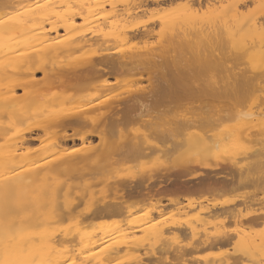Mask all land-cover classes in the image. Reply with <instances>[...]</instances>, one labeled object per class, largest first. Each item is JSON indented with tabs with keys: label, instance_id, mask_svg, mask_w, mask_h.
Returning a JSON list of instances; mask_svg holds the SVG:
<instances>
[{
	"label": "bare ground",
	"instance_id": "bare-ground-1",
	"mask_svg": "<svg viewBox=\"0 0 264 264\" xmlns=\"http://www.w3.org/2000/svg\"><path fill=\"white\" fill-rule=\"evenodd\" d=\"M213 1L215 2L207 0L203 3L201 0H184V2L179 0L180 6L177 2L178 7L173 4V8L168 1L166 6H170L172 9L168 8L169 10H167L166 7L164 8V4L161 7L162 10L159 7L163 3L162 0H0V264H107L113 259L114 261L110 263L117 264L116 261L121 263L120 261L123 260L119 258L120 256L116 258L120 260H116L114 257L122 250L124 251V247H127V251L133 248L131 251L135 252L130 253L129 250L132 257L140 258L147 255V259H145L146 256L141 258L142 262L152 260L144 264H154V258L157 259L160 255L164 256L165 253L168 260L170 258L172 263L176 262L175 264H242L241 260H245L246 264H264V109L262 108L264 96L257 93V91L264 93V0H250V11L244 8L249 4L247 0ZM176 2L173 3L176 5ZM251 2H254L253 8ZM159 9H161L160 13ZM143 64L149 65V70L152 67L151 69L156 71L155 76L150 74L154 77L148 89H146L149 85L147 81H150L148 73L152 70L147 69L139 73L138 70L143 67H137V73L134 68L137 65L146 66ZM130 70L138 75L135 76L133 72L131 74ZM126 72L129 73L127 75L129 79L125 76L121 78L123 73L127 74ZM142 72L146 73L144 77ZM140 74L142 80L147 77L146 84L143 82L141 85L140 81L139 83L141 86H146L141 90L148 91L147 95L151 98L152 106L160 105L161 101H167L169 97H183L184 100L186 96L196 94L208 98V102H205L207 100L204 99L208 110H204L206 106L203 102L201 104L204 108L202 106L197 110L199 105L196 106L194 103L195 105L191 106L190 103L191 105L186 104L189 105V108L196 107L193 111L187 109L186 115L185 110V114L182 112L184 108L182 107L181 110L179 107L183 103L180 104V98L179 106L177 105L180 109L174 105L169 107L172 111H174L173 107H177L178 111L177 108L175 110L177 112L180 110L181 114L174 112L176 117L171 115L173 116L172 120L170 117L168 120L165 117L166 121H159V124L163 123L162 125L165 127L168 125L167 129H163L165 127H161L163 130L160 129L156 122L163 119L161 117L165 113L168 114L169 110L167 111L165 108L170 104H168L169 101L167 104L164 102L167 106H159H163L164 111L161 112H165L161 117H159L160 112L157 113L161 109L153 110L152 113L156 112L157 114H151V107H147L151 116L145 109L147 118L142 112L144 116L142 115L141 119L142 113L139 111L140 114L138 110L146 103L144 100L147 98L142 96L143 91L141 93L139 90L141 86L139 87L137 84L138 80H141V78H137L141 77ZM133 75L136 78H133ZM124 78L128 81L126 82ZM123 80L125 81L124 85L127 83L129 90L126 86V88L123 87L124 82H121ZM132 80H134V88ZM121 85L123 86L119 92L118 88H121ZM135 87L136 89L139 87L138 90ZM116 89L117 93L114 91L110 97L112 98L115 93L117 95L119 92L121 96L118 95V97L122 98L123 96V100L114 96L116 99L111 104L107 100H104L107 102L106 105L101 104L105 102H100V99L103 96L105 99H109L110 97L105 95ZM125 89L128 92L135 89L136 93L132 91L133 95L129 93V96ZM137 91L140 92L137 94ZM88 92L90 93L88 94ZM121 92L123 93L121 94ZM79 93H82L84 97L79 98L77 95ZM196 95L194 96L196 97ZM126 96L129 97L125 99ZM99 97L101 98L99 99ZM96 98H98L96 102H99L98 105L101 106L100 110L103 108L102 105L105 107L108 105L106 109H111L108 114H104L106 109L98 110V106H95L97 103L94 101ZM209 99H212L211 103L223 101V104L216 105V102L211 105ZM208 104L211 107H208ZM72 105L76 106L72 107ZM91 105H93L92 108L97 107L94 111H100L98 117H96V111L92 112ZM88 108L91 109V114L95 113L96 119H94V115L89 114L90 109L86 110ZM144 108L143 106V110ZM85 113L90 117L84 115ZM101 113H103L102 118L100 117ZM169 113L171 114V112ZM154 115L160 119L156 121ZM259 115L262 116L258 117ZM150 117L155 118V121L153 118L151 119L156 124H151H155L158 129L153 128L154 126L148 127L150 126L148 122H151ZM135 118H139L137 122ZM143 119H145V123L147 122V125H144L148 127L146 130H140V126L138 127L139 124L141 126L144 124ZM147 119L149 121H146ZM122 120H125V123L133 121L132 124H138L135 131L140 132L138 133L140 137L135 134L131 135V131L135 133V125L130 124L131 128H134L131 131L129 129L130 132H128V128L126 129L120 124H123ZM169 120L171 121L167 122ZM165 122L166 124H164ZM129 123L126 124L127 127H130ZM117 125H121L127 130L125 133L124 129L119 128L121 137L118 141L114 140L115 136L112 135L114 129L117 128L118 131ZM193 126L195 132L199 130L200 134H194V131L190 132L189 128ZM52 128L56 133L58 131V135L55 132H53L54 135L52 134ZM204 129L206 130L203 131ZM59 131L61 132L60 136ZM143 131L145 132L143 133ZM49 132L51 135H48ZM124 134H127L129 138L124 137ZM94 135L98 137L100 143L96 142V144L101 145L99 149L96 144H88L89 140L94 141L93 138L90 139ZM144 135L149 138L154 136V139H157L159 143L155 140H151L152 144L146 143L150 141H145L143 137L146 136ZM34 139L37 141L41 139L39 145L37 142L35 143L38 148L34 143V145H29ZM45 139L46 141L43 142ZM76 141L78 144L82 143L81 145L84 147L87 145V147L94 148L86 147L85 149L83 147L85 150L81 151V145H77L80 149L69 146V143ZM28 145L30 147L32 145L31 150ZM68 146L70 152L68 149L66 150L69 148ZM95 147L97 150L90 152L91 149H96ZM34 148L35 151L31 154ZM63 148L67 151L66 156L64 153L62 154ZM89 149L90 151H88ZM72 150L73 152H71ZM75 151L79 152V154L76 152V156ZM68 153L70 154L68 155ZM175 154L180 156H175ZM93 155L95 157L103 156V159L98 157L102 161L95 157L92 158ZM238 155L242 156L241 159L239 158L240 160L237 159L240 162L245 157L247 162H243L244 165H239L237 163L239 161L235 160ZM113 156L116 157L113 158V162L117 166L120 165L121 167H119L123 171L117 169V166L114 170L112 169L110 164L113 163L112 159H109V163L108 158ZM159 156L163 158V162L164 159L166 160L165 163L171 156H175L172 157L174 160L177 157L184 158L185 162L181 164L177 159L170 162L171 158L168 164L177 162L179 165L173 164L177 168L172 169L173 166L171 170L166 168L169 170L166 173H164L166 169L162 168L164 164L160 159L156 160L157 163L160 161L162 164V166L158 165V170L161 168L163 170L158 171L160 177L167 178L168 176L169 178L172 176L169 178L170 182L166 178L159 177L161 180H166V183H170L167 185L164 182L168 187L171 185L169 192L172 188L177 189L169 196L171 198L167 196L172 192H166L165 195L158 193L157 196L154 194L155 191L153 192L160 199L161 196L170 199L171 204L176 206L175 210L172 209V205L169 204L171 206L169 209V206L167 207L165 204L169 200L162 199L165 203L161 204L164 203L167 208H163L164 204L163 207L161 206L160 199L157 198L160 201L156 200L155 202L156 204L158 202L164 210H169V213L176 211L178 214H182L181 216L184 217L180 219L183 221L178 220L180 215L176 213L175 216V212H173L174 214L170 216L171 221L167 216L169 220L165 219L168 222L166 223L164 218L168 213L165 211V214L161 208L162 212L160 210L158 212V208H156L155 212L158 213L156 214L164 216L162 223H157L161 222L162 217H158L157 221V215L152 210L156 206L159 207V204H153L154 208L151 207L152 202L155 203L153 200L156 197L149 190L154 189L153 187H156L158 183H154L155 185L144 184L140 181L143 175L144 179H141L147 183L150 174L157 172L153 170V167L149 168L152 163L147 165L146 157L153 158L154 161ZM141 157H145L144 161L140 162L141 164L138 163L139 160L137 163L132 162L131 165L140 164L138 167H143L142 170L145 167L146 171V167H148L152 168L153 172L147 171V174L143 171L145 174L141 172V176H139L140 173H137L140 178L137 175L133 178L134 181L138 179L137 182L129 178L125 179L129 177V174L132 178L135 172L132 173L130 169L128 170L129 165L125 166L127 163L125 164L123 161L124 168L127 167V173L130 172L128 175L124 173V176L121 172L125 170L120 162L141 159ZM90 158L97 161L92 159L89 161ZM76 159L77 162L80 161L78 162L79 169L74 161ZM115 160L119 161L115 162ZM40 161L42 162L39 163ZM98 161L103 165L104 162H107L104 165L106 169H103L104 167L103 170L101 167L98 169L97 165L102 166V163L99 164ZM87 163L90 166L97 164L98 171L104 172L105 170L106 172V170L112 169L110 176L116 174L112 175L115 179L113 177L109 179V174H107L105 175L107 180L104 176L97 179V181L100 179V182L104 179L102 183H107L105 189L100 182L97 187L99 189L94 190L93 186L88 188V186L94 185L92 181H96L94 180L96 178L90 175V173L92 175L94 173ZM74 165L75 167H73ZM81 165H84V168ZM85 166L89 169H86ZM113 166L115 167V164ZM73 168H76L75 172ZM81 168L82 170H80ZM87 170L90 171L89 175L87 174L91 176L90 179L85 175ZM79 171L83 174L82 176H79L81 175ZM60 172L62 173L59 176ZM137 172L140 171L137 170ZM68 173L79 178L74 179V177L75 182L83 179L81 177H85V181L88 180L87 185L89 181L91 182L87 186L84 185V180V183L81 180L83 184L81 182L75 184L72 180L74 185L72 189L75 190L79 184L78 188L81 186L80 190L76 189L75 191L86 189L83 191H87V194L81 193L86 199H81L84 202L80 200V193L74 195V190L72 195L76 198L79 196L77 202L72 205L76 199L74 201L70 197L67 199V194L70 192V189L67 188L73 187L72 182L71 184L70 182L65 183L68 187L64 185L63 188H60L64 180H60L58 177L62 175L68 179L73 177H68ZM99 174L98 176H100ZM218 174H225L230 178L227 179L225 175L222 176L224 178H220L217 176ZM158 175L153 174L151 178L158 177ZM119 176L122 178L120 179ZM145 178L148 179L145 180ZM69 180L71 181V179ZM105 181L114 183H111L114 185L113 188H116L118 193L121 192L119 196L118 193L114 195L115 197L113 196L115 191L111 193L112 185ZM162 182L161 184H163ZM175 182L180 183V187H175ZM240 182L242 185L248 183L252 186H250L252 190L245 187L249 189L247 193L245 188L239 189L242 187ZM82 186H87V188ZM101 186L104 191L108 189L103 194L107 193L113 198L107 195L108 199L103 195L102 198L106 197L108 200L101 197L100 199L98 196L102 193H97L102 191ZM109 188H112L110 193ZM181 188H184L186 193L192 190L196 198H190L193 195L190 191L189 196L183 195L190 199L184 203L181 201L184 197L179 198L182 204H176L173 200L179 202L178 197L182 196L180 193H185ZM61 189L65 192H62ZM88 189H91V194ZM235 189H243L246 194L243 195L244 191L238 192L239 190ZM92 190L95 191V196H93ZM197 192L200 194L197 195ZM146 193L149 195H145ZM59 194L64 195L63 201L58 198ZM142 194L145 199H142ZM89 196H92V199H88ZM133 196L138 197V200L141 197L140 200L143 201L148 200V196L154 198L149 199V201L153 200L150 205L147 204L150 206H147L148 211L144 208L148 213H144L145 210L142 209L146 204L142 206L144 202H139ZM237 197L239 198L237 199ZM130 199L132 200L130 201ZM219 199L220 201H218ZM69 200L70 203L72 201L71 204ZM93 200L97 203H94ZM86 202L87 204H85ZM91 202H93L92 205L88 204ZM80 204L83 205L82 208L86 205L88 208L86 207V210L83 211L79 208L81 211H77L76 206L80 207ZM136 204L138 205L136 206ZM136 207L139 210L135 213ZM150 208H152L151 211ZM130 213H134L131 215L134 216L133 218L123 217ZM136 214L139 217L142 215V217L135 220ZM151 216L155 218L154 221L149 222ZM103 219L111 221L103 222ZM97 221L103 222L104 225L95 224ZM96 227L100 232L99 235ZM197 227H199L198 230H196ZM207 227L210 231L205 230ZM83 228H87V231H82ZM88 228H92V230L88 231ZM133 230L140 231V234L137 236ZM182 230L184 232L188 230L184 234V236L186 235L185 241L190 239H187L188 235L191 240L182 243L180 242L182 237L180 240L177 238L175 240L181 243L177 244L176 241L174 243L169 239L171 235L167 234V231L172 232V236L175 231H179L178 235H174L179 237ZM167 235L169 236L167 237ZM194 235H198V237L194 238ZM172 236L171 238L174 240V236ZM114 238H117L115 242ZM139 238H146L149 242L150 239H154L151 240L153 242L156 241V238L159 241L154 245L166 240L168 250L163 246L162 252L164 253H158L161 252L156 250L157 248L159 250V247L153 246L151 242V248L155 249L154 252L158 256L152 259L149 256L153 253L148 248L150 246L146 240L142 241L147 242L145 244L150 252H146V247H143L142 250L146 254L136 249L135 246H138L141 250L144 244ZM110 240H113L111 241L113 243H109ZM138 240L141 242V246L137 243ZM76 242L78 244H75ZM79 243L81 246L77 247ZM162 245H160V250ZM169 251L170 254H168ZM141 253L144 256L140 255ZM124 256L121 258L125 259ZM192 256L194 260H192ZM166 257L162 260L160 258L161 264L166 263ZM127 258L130 257L127 256ZM130 260L132 261V258ZM138 260L140 261V259ZM157 260L156 262H158ZM139 261H137L138 264L142 263ZM160 262L155 264H160Z\"/></svg>",
	"mask_w": 264,
	"mask_h": 264
},
{
	"label": "rangeland",
	"instance_id": "rangeland-1",
	"mask_svg": "<svg viewBox=\"0 0 264 264\" xmlns=\"http://www.w3.org/2000/svg\"><path fill=\"white\" fill-rule=\"evenodd\" d=\"M168 1H169V4L171 5V3H170L171 0H168ZM168 1H167V0H166V1L164 0V1H163V0H162L163 3L161 4V6L159 5V7L161 8V7H163V5L165 4L164 8L166 7L167 10H169L168 8H170V6H169V7L166 6V5L168 4ZM180 1H181V2H184V0H180ZM201 1H202L203 3H204L205 1L207 2V0H204V1L201 0ZM209 1H211V0H209ZM248 1H249V4H248L247 6H245L244 8H246V10H249V11H250V10H251V9H249L250 0H247V2H248ZM251 1H252V0H251ZM164 2H165V3H164ZM166 2H167V4H166ZM173 2H176V0H175V1L173 0V1H172V5H171L172 8H173V4H174L175 7H178V6H180V4H181V3L179 2V0L177 1V2H178V6H177V2H176V5H175V3H173ZM212 2H215V1L212 0ZM179 3H180V4H179ZM210 3H211V2H210ZM253 3H254V2H251V5H252ZM253 5H254V4H253ZM253 5H252V8L254 7ZM255 5H256V4H255ZM156 8L158 9V7H156ZM172 8H170V9H172ZM244 8H243V9H244ZM250 8H251V7H250ZM161 9H162V8H161ZM161 9H159V13H160V10H161ZM174 9H175V8H174ZM162 10H163V9H162ZM167 10H164V12H165V11L167 12ZM157 12H158V11H157ZM146 17H147V16H146ZM146 19H148V17H147ZM143 20H145V18H143ZM140 39H141V38H140ZM140 39H139V40H140ZM91 46H92V45H91ZM226 63H229V62H226ZM141 65H142V64H141ZM141 65H137L136 67H134V68H136L135 71L138 70L137 67H143V68L145 67V69H143V68L141 69V68H140V69L138 70L139 73H140L141 71H146L147 69L149 70V68H148L149 65H148V66H147L146 64H143V65H146V66H141ZM146 67H147V68H146ZM151 68H152V67H150V70H149V71L152 70V71H151L152 73H151V72L148 73L150 81L145 80V79H147V77H145V79L142 80V76L144 77L145 74H146V73H144V72L141 73L142 76H141V74L139 75V76H141V77H137L138 79L141 78V80L139 79L138 82H137V84H139V87H140L141 85H143V82H144L145 84L148 82L147 84H149V85H148V87H147L146 89L150 88V82L152 81L153 77L156 75V74H155L156 71H154L155 69H151ZM153 68H154V67H153ZM133 70H134V69H133ZM133 70H130L129 72H131V74H132V72L134 73ZM149 71H147V72H149ZM136 72H137V71H136ZM138 72H137V73H138ZM126 73H127V74H125V75H124V73H123L122 76H121V78H123V77L125 76L127 79H129V78H128L129 76L127 77V75H128L129 73H128V72H126ZM143 73H144V74H143ZM150 74H153L154 76H150ZM134 75H135V73H134ZM134 75H133V76H134ZM137 75H138V74H136L135 76H137ZM135 76H134L133 78H136ZM146 76H147V75H146ZM131 78H132V76H131ZM133 78H132V79H133ZM124 79H125V78H124ZM149 79H148V80H149ZM125 81L127 82L128 80L125 79ZM125 81H124V80L121 81L122 83L124 82L123 85L125 84ZM133 81H134V80H132V84L134 83ZM139 81H140V83H142L141 85H140ZM146 81H147V82H146ZM128 83L130 84L131 82L129 81ZM135 83H136V79H135ZM129 84H128V85H129ZM137 84H136V87H137ZM145 84H144V85H145ZM123 85H121V88H120V87L118 88V91L122 89V86H123ZM125 86L127 87V83H126V85H124L123 87H125ZM133 86H134V84L132 85V87H133ZM126 87H125V88H126ZM136 87H135V89H136ZM139 87H138V88H139ZM142 87L145 88L146 86H141V87L139 88V90L141 91V93H142V91H143V90H141V89H143ZM133 88H134V87H133ZM138 88H137L136 90H138ZM123 89H124V88H123ZM127 89H128V87H127ZM127 89H125V90L127 91ZM135 89H131V90L134 91V92L136 93ZM146 89L143 91V93H142L143 95H142L141 93H140V95L145 96V97L148 99V100H147V99L144 100V102H146V103H144V104L147 105V106H145V105L143 104V106L145 107L144 110H143V106H140V109L138 110V112L141 111V113H142V112L144 113V115L146 116L145 118H147L146 111H147V114H148V115H149L150 113H151V114H157V113L160 112L161 115H160L159 117H161V116H162V113L164 114L165 112H161V111H164V109L162 108L163 106H162V107H159V106H161V105L167 106L166 104H167L168 101H169L168 104L170 103V104L165 108L167 111L169 110V111H168V114H169V115H168L167 113H165V114H164L165 116L163 115V117H161V118H163V119H160L159 117H157L156 115H154V116L156 117V121H157L158 119H160V120H158V121L156 122V123L158 124V126H160V127H159L160 129H162L161 127H165V125H162V124H163L162 122H163V121H166V119L168 120V119H169L168 117H170V119H171V117H172V119H173V116H171V115H174V114L178 111V108H179V107H181V110L184 108V109L182 110V112L185 114V112H186L187 109H189V111H193V109H195V107L198 106V105H199V106L196 108V110L199 109V108L201 109L202 106H203V104H201V102L204 103V106H206V103H205V102H208V98H203V97L200 96V95L198 96V95L194 94V95H196V97H195L194 95H188V96H186V97H185L184 95H182V96L185 97L184 100H183V97H182V98H181V97H178L179 99H178L177 97H171V98L169 97V98H167L168 100L166 99L167 101H161V100H160L161 103H163V104L160 103V105H158V106H157V105H153V106H152V105H151V98H150L149 95H147V92H148V91L145 92ZM128 90H129V89H128ZM114 91L116 92L117 89H116V90H113V91H110V92L108 93V94H110V95L106 94L105 96H109V97H110V96L113 94ZM122 91H123V90H122ZM126 91H124V92H126ZM132 91H131V92H128V91H127L126 94L129 95V96H130V94L133 95V94H132V93H133ZM140 91H139V92H140ZM67 92H68V91H67ZM119 92H120V91H119ZM119 92H118L117 95H115V94L117 93V92H116V93L112 96L113 99H112L111 97L109 98L111 101H110L109 99H105L104 96H103L102 98L99 97V99H100V98L103 99V100L100 99V102H102V101H104V100H105V101L107 100V101H109L108 103L111 104V103L113 102V100L116 99V98L118 97V95L120 94ZM139 92L137 91V94H138ZM83 93H85V92H83ZM89 93H90V92H88V94H89ZM111 93H112V94H111ZM122 93H123V92H121V94H122ZM129 93H130V94H129ZM135 93H134V95H135ZM145 93H146V94H145ZM257 93L260 94V96H264V95H263L264 93H262L261 91H257ZM79 94H80L81 96H80ZM79 94H77L79 98L84 97V96H82V93H79ZM126 94L124 93V96H125ZM144 94H145V95H144ZM85 96H86V95H85ZM114 96H116V98H114ZM120 96H121V95H119V97H120ZM129 96H126L125 99H127V97H129ZM180 96H181V95H180ZM190 96H191V97L193 96V97L191 98ZM74 97H75V96H74ZM78 97H77V98H78ZM119 97H118L117 99H121V100H123V96H122V98H119ZM148 97H149V98H148ZM197 97H199V98H198L199 100H198V99L195 100ZM200 97H201L202 101H200V100H201ZM173 98H174V99H173ZM180 98H181V100H180ZM75 99H76V97H75ZM149 99H150V100H149ZM187 99H188V102H187ZM193 99H194V100H193ZM204 99L207 100V101L204 102ZM93 100H94V99H93ZM97 100H98V98H96L94 101L96 102ZM179 100H180L181 102H180ZM182 100H183V101H182ZM189 100H190V101H189ZM209 100H210L209 103H211V102H212V99H209ZM215 100H216V99H215ZM94 101H93V102H94ZM105 101H104V102H105ZM149 101H150V102H149ZM191 101H192L193 103H192ZM195 101H196V102H195ZM197 101H198V102H197ZM213 101H214V99H213ZM71 102H73V101H71ZM148 102H149V103H148ZM164 102H165L166 104H165ZM171 102H172V103H171ZM179 102H180V104L183 102L181 106L178 105ZM185 102H186V103H185ZM216 102H217V104H216ZM96 103H97V102H96ZM98 103H99V102H98ZM98 103H97V105H96L95 103H94V104H95V106H98V110H100V109H101V108H100L101 106H99ZM106 103H107V102H105V103H101V104H105V105H106ZM174 103H175L176 105H175ZM190 103H191L192 105H191ZM194 103L196 104V106H195V107H190L191 109L188 107L189 105H188V106L186 105V104H190L191 106H194V105H195ZM198 103H200L201 105L198 104ZM213 103L216 104V105H219L220 102H218V101H214ZM213 103H211V105H212ZM221 103L223 104V101H222ZM221 103H220V104H221ZM68 104H70V102H68ZM101 104H100V105H101ZM110 104H109V105H110ZM214 104H213V105H214ZM222 104H221V105H222ZM150 105H151V106H150ZM171 105H172V106H173V105H174V106H177V105H178L179 107H178V106H177L178 108H177V107H173L174 111H172V110H171V107H169V106H171ZM184 105H185L186 108L184 107ZM262 105H263V107H262V106H260V107H262V108L264 109V104H262ZM68 106H69V105H68ZM75 106H76V105H72V107H75ZM95 106H94V108H92L93 105H91L92 112L94 111V109H97V107L95 108ZM107 106H108V105H107ZM107 106H106V107H107ZM154 106H155V107H154ZM204 106H203V108H204ZM80 107H82V106H80ZM83 107H84V106H83ZM102 107H103L102 110H103V109H104V110L106 109L105 106L102 105ZM147 107H151L152 110H151L150 113H148L150 110L147 109ZM168 107H169V108H168ZM182 107H183V108H182ZM187 107H188V108H187ZM208 107H211L210 104H208ZM107 108H108V107H107ZM141 108H142L143 111L141 110ZM175 108H177V111L175 110ZM89 109H90V108H88V109H86V110H89ZM145 109H146V111H145ZM156 109H161V110H160V111H157V113H156V112H153V113H152V111H153V110L156 111ZM179 109H180V108H179ZM263 109H262V110H263ZM71 110H72V108H71ZM98 110H95V111L97 112V116H96V117H98V115L100 114V111H102V110H100V111H98ZM148 110H149V111H148ZM184 110H185V112H184ZM196 110H195V111H196ZM204 110H208V109H207V106H206V108H204ZM90 111H91V109L89 110V114H90V115H94V114H95V113H92V114H91ZM95 111H94V112H95ZM109 111H111V109H109V110L106 109V112H104V114H108ZM167 111H166V112H167ZM189 111H188V113H189ZM85 112H86V111H85ZM98 112H99V113H98ZM169 112H171V114H170ZM174 112H175V113H174ZM179 112H180V114H181V111H180V110H179ZM179 112H177V113H179ZM87 113H88V111H87ZM139 113H140V112H139ZM141 113H140V114H141ZM143 113L141 114V119H142V115H143ZM89 114L86 115V113H85L84 115L89 116ZM102 114H103V113H101V115H102ZM151 114H150V116H151ZM166 114H167V116H166ZM212 114H214V112H212ZM212 114H211V115H212ZM144 115H143V116H144ZM178 115H179V114H178ZM186 115H187V112H186ZM189 115H190V113H189ZM260 116H262V115H259L258 117H260ZM89 117H90V116H89ZM91 117H92V116H91ZM93 117H95V115H94ZM96 117H95L94 119H96ZM100 117L102 118L103 115L100 116ZM138 117H139V116H138ZM165 117H167V118L165 119ZM175 117H176V115H174V118H175ZM139 118H140V117H139ZM139 118H135V121L137 122V120H138ZM143 118H144V117H143ZM151 118H153V120L155 121V118H154V117H150V119H151ZM94 119H93V120H94ZM164 119H165V120H164ZM172 119H171V120H172ZM143 120H144V121H143ZM143 120H142V122H143L144 124L142 123V124H143L142 126H141L140 124H139V125L137 124L138 127H139V126L141 127V128L139 127L140 130H141V129H142V130H143V129L146 130V127H147V126H146V127L144 126L147 122L145 123V119H143ZM161 120H163V121L161 122L162 124H159V121H161ZM171 120H169V121H167V122H170ZM146 121H149V120L147 119ZM150 121H151V122H148V123L150 124V126H148V127H151V128H152V127L154 126L153 128L158 129V127H155V124H156V123H155L154 121H152V119H151ZM122 122H123V124H122V123H120V124L123 125V126H125L126 129L128 128V132H130L131 129L133 130L134 127L131 128V125H130V124H132L133 121H132V122L130 121L131 123H129V122H126V123H125V120H124V121L122 120ZM128 123H129V126H130V127H127V126H126V124H128ZM138 123H140V122H138ZM151 123H155V124L152 125ZM149 124H148V125H149ZM164 124H166V122H165ZM121 125H119L120 127L117 125V126H118V131H117V128H116V129H114V131L112 132L113 137L115 136L114 140L116 139V141H118V139L121 137V131H120L121 129H122V130L124 129L123 132H125V133L127 132V130H126L123 126H121ZM134 125H135V124H132V126H134ZM137 125H135L134 131H135ZM146 125H147V124H146ZM151 125H152V126H151ZM161 125H162V126H161ZM156 126H157V125H156ZM167 126H168V125H167ZM167 126H166L165 128H163V129H167ZM196 126H197V125H196ZM196 126H195V127H196ZM54 127L56 128V126H54ZM54 127H53V128H54ZM122 127H123V128H122ZM138 127H137V128H138ZM142 127H144V128H142ZM148 127H147V128H148ZM199 127H200V126H199ZM53 128H52V134H53V132H55V130H53ZM55 128H54V129H55ZM58 128H60V127H58ZM58 128H57V129H58ZM119 128H121V129H119ZM193 128H194V126L191 127V128H189V129L191 130V131H190L191 133H192L193 131H194V132L196 131V130H194L195 128H194V129H193ZM197 128H198V127H197ZM197 128H196V129H197ZM57 129H56V130H57ZM129 129H130V131H129ZM163 129H162V130H163ZM198 129H199V128H198ZM198 129H197V130H198ZM202 129H203V127H202ZM83 130H84V129H83ZM83 130H82V131H83ZM125 130H126V131H125ZM140 130H139V131H140ZM200 130H201V128H200ZM205 130H206V129H204L203 131H205ZM61 131L63 132V130H61ZM84 131H85V130H84ZM119 131H120V132H119ZM137 131H138V129H137ZM187 131H188V130H187ZM217 131H218V130H217ZM50 132H51V130H50ZM50 132H49L48 135H51ZM118 132H119V133H118ZM123 132H122V134H123ZM144 132H145V131H143V133H144ZM146 132H147V131H146ZM198 132H199V130H198ZM198 132H195L194 134H200V133H198ZM200 132H201V131H200ZM35 133H36V132H35ZM59 133H60V134H59V136H60V135H61V132L59 131ZM131 133H132V134H131ZM131 133H130V134H131L132 136H133V134H135V136L140 137V136H139L140 134L138 135V133H140V132H136V131H135V133H133V131H131ZM136 133H137V134H136ZM143 133H142V134H143ZM201 133H203V132H201ZM41 134H42V133H41ZM55 134L58 135V131H57V133L55 132ZM119 134H120V135H119ZM33 135H34V134H33ZM38 135H39V137H40V134H38ZM38 135H37V136H38ZM53 135H54V134H53ZM128 135H129V133H128ZM128 135H127V134H126V135L124 134V137H125V136L128 137ZM131 135H129V137H131ZM144 136H146V135H144ZM150 136H151V135H150ZM56 137H57V136H56ZM122 137H123V135H122ZM129 137H128V138H129ZM142 137H143V136H142ZM92 138H93V139H92ZM94 138H95V139H94ZM36 139H37V138H36ZM36 139H34V141H31V142L29 143V145H30V144H33V143L35 144L36 142H37L38 145H39V141H41V139L38 140V141H37ZM42 139H43V138H42ZM90 139H92V140H94V141L89 140V142H88L89 145H91L90 143H93V145H95L96 142L99 143V141H98V137H97L96 135H94V136L91 137ZM112 139H113V138H112ZM143 139H145V141H150V142H146V143H149V144H152L153 141L151 142V140H155V139H154V136H153V137H150V138H149V136H146V137H143ZM121 140H122V139H121ZM121 140H119V141H121ZM45 141H46V139H45L43 142H45ZM77 141H78V140H77ZM77 141H76V142H73V143H69L70 145H69V144H68V145H69V146H72V147H74V148H77V147H78L77 145H81V144H82V143H80V142H79V144H78ZM155 141H157V143H159V141H158L157 139H156ZM76 143H77V144H76ZM154 143H155V142H154ZM157 143H156V144H157ZM34 144H33V145H34ZM40 144H42V143H40ZM84 144L86 145V143H84ZM99 144H100V143H99ZM99 144H98V145L96 144V147H98V149H99L100 146H101V145H99ZM29 145H28V146H29ZM35 145H36V147L38 148L37 144H35ZM43 145H45V144L43 143ZM75 145H76V146H75ZM89 145H88V146H89ZM154 145H155V144H154ZM158 145H159V144H158ZM160 145H161V144H160ZM69 146H68V147H69ZM81 146H82V147H80L81 149H80L79 147H78V148L82 151L84 145H81ZM34 147H35V146H34ZM39 147H40V146H39ZM72 147H71V149H72ZM86 147H87V145H86L84 148L86 149ZM89 147L94 148V147H92V146H89ZM89 147H87V148H89ZM96 147H95V148H96ZM29 148H30L29 150H31V149H32V145H31V147L29 146ZM74 148H73V150H74ZM78 148H77V149H78ZM91 148H90V149H91ZM67 149H68V151H69V150H70V147H69V148H66V150H67ZM77 149H75V150H77ZM85 149H83V150H85ZM90 149H89L88 151H90ZM64 150H65V149L63 148V149H62V154L64 153V155H65V154H67V153H66L67 151H66V150L64 151ZM73 150H72L71 152H73ZM93 150L95 151V150H97V148H96V149H91L90 152H92ZM34 151H35V148H34L33 152H31V154L34 153ZM60 151H61V149H60ZM28 152H29V151H28ZM69 152H70V151H69ZM76 152H77V151L74 152V153H75V156H76ZM96 152H97V151H96ZM69 154H70V153H68V155H69ZM77 154H79V152H77ZM71 155H74V154L71 153ZM71 155H70V156H71ZM241 155H242V154H241ZM241 155H240V156L238 155V158L236 157L235 160H236V161H239V160L242 158ZM65 156H66V155H65ZM99 156H100V155H98V156L95 157V156L93 155L92 158L95 157V159H97ZM175 156H180V155H178V154L176 155V154H175ZM175 156H171V158H172V157H175ZM181 156H182V155H181ZM100 157L102 158L103 156H100ZM151 157H152V156H151ZM153 157H154V155H153ZM162 157H163V155H162ZM162 157L159 156V158H158V159H154V161H153V158H150V159H149L148 157H146V160H145V161L147 162V165L150 164V163H152V166L149 165V168H150V167H153V170L157 171V172H156L157 174L154 173L153 170H151L152 168L149 169L148 167H146L147 170L145 171V167H144V169L142 170L143 167L140 166V167H141V170H139L140 167H138V165L141 164V163H140L141 161H144V158H145V157H141L142 160H141L140 158L133 159V160H130V161H128V160H122V162H120L121 165H122V167L124 168V165L127 163L125 166L129 165L128 170L130 169V170L132 171V173H133V171H134L135 173H133V174H135V175H133L132 178L130 177V176H131V174H129L130 172L127 173V171H126L128 166L126 167V169L124 168L125 171H124V172H121V173H123V174L125 173V174H127V175L129 174V177H126L125 179L129 178L130 180H133V181H134L133 178H135L136 175H137L138 178H140L139 176H141V172L143 173V171H145V173H147V174H148L147 171H149V173H152V172H153L152 174H150L151 176H152L153 174H154V175H158V173L162 170V168H164V169H166V168L169 169V168H170V170H171V167H173L174 165H177V166H178L179 164L185 162V161H183V160H184L183 157H179V158L177 157L176 159L178 160V163L180 162L179 164H178L177 162H174V163H173L174 165H173V164H168V163H170V162L175 161L176 159L174 160V158H172V159L169 158V160L171 159L172 161L169 162V160H167V163H165L166 160L164 159V162H163L162 159H163L164 157H163V158H162ZM165 157H167V156H165ZM168 157H169V156H168ZM240 157H241V158H240ZM92 158H90L89 161H92V160H93ZM104 158H105V157H104ZM113 158H116V157L113 156V157H111V158H108L109 163H110V160H111V159H112V162L114 161ZM147 158H148L149 160H148ZM156 158H157V156H156ZM239 158H240V159H239ZM91 159H92V160H91ZM95 159H94V160H95ZM98 159L101 160L100 158H98ZM102 159H103V158H102ZM105 159H106V158H105ZM109 159H110V160H109ZM159 159H160L161 163L164 164L162 168L160 167L161 170H160V169L158 170V168H159L158 165L160 166V164H161L160 161H158L159 164L156 162V160H159ZM237 159H239V160H237ZM244 159H245V157H244ZM244 159L241 160V162L239 161V162H237V163H238L239 165H244V163L247 162L246 159H245V160H244ZM94 160H93V161H94ZM139 160H140V161H139ZM74 161L76 162L77 167H78V162H80V161L77 162V159L74 160ZM95 161H97V160H95ZM101 161H102V160H101ZM106 161H107V159H106ZM108 161H107V162H108ZM118 161H119V160H118ZM118 161L115 160V162H118ZM123 161H125V164H124V165H123ZM134 161H135V162H134ZM138 161H139V162H138ZM41 162H42V161H40L39 163H41ZM98 162H99V161H98ZM107 162H106V163H107ZM130 162H131V163H130ZM132 162H134V163H137V162H138V163H140V164H138V165H137V164H135V165H131ZM225 162H226V161H225ZM243 162H244V163H243ZM91 163H92V162H91ZM101 163H102V162H101ZM101 163L99 162V164H101ZM106 163L104 162V165H105ZM134 163H133V164H134ZM221 163H222V161H221ZM237 163H236V164H237ZM240 163H241V164H240ZM76 164H75V165H76ZM87 164H88V163H87ZM110 164L112 165V167H113L112 169H113V170H114V168H116V166H117L116 163H114V162H113V163H110ZM110 164H109V165H110ZM114 164H115V167L113 166ZM162 164H161V166H162ZM166 164H168V165H166ZM238 164H237V165H238ZM75 165H74L73 167H75ZM88 165H89V164H88ZM88 165H86V166H88ZM92 165H93V164H92ZM96 165H97V164H95V166H94V165H93V166H90V165L88 166V167H90V168H92V169L94 168V170L91 169V171H93V173H94L93 175H92V173H90L89 170H87V173H85V175H87V174L89 175V173H90V175L93 176V178H94V177L96 178V179H94V180H96V181H92L93 179L91 180V181L93 182L94 185H90V186H88L89 183L91 184V182L89 181V183H88V185H87L86 182H88V180L85 181V179H84L85 177H81V178H83V179L80 178L82 181H83V180L85 181V184H84V185H87L88 188H90V187L92 188V186H93L94 190H95V189H96V190L99 189V188H97V187H99L100 184H103L102 181L104 182V179H103V180L101 179V180H102L101 182H100V179L97 181L98 178H100V177L103 178V176H104V177H106V180H107V176H105V175L109 174V175H108V178H109V179H110V177H113L112 175H114V174H112V175L110 176V173H111V170H112V169H110V171H109V170H106V172H105V170H104L105 173L102 171L103 169H106L105 166L103 165V163H102V166L97 165V166H99L98 169H100V167H101V169L104 167L102 170H100L101 172L98 171V169L96 168V167H97ZM111 165H110L109 167H111ZM144 165H145V163H144ZM144 165L142 164V166H144ZM147 165H146V166H147ZM81 166H82V168H84V165H81ZM86 166H85V168H86ZM119 166H120V165H119ZM119 166H117V169H120L121 166H120V167H119ZM135 166H136V167H135ZM154 166L157 167V170H156V167H155V169H154ZM164 166H166V167H164ZM177 166H174L172 169H174L175 167L177 168ZM88 167H87V168H88ZM109 167H108V168H109ZM118 167H119V168H118ZM82 168H81L80 170H82ZM87 168H86V169H87ZM108 168H107V169H108ZM73 169H74V172H75V171H76V170H75L76 168H73ZM78 169H79V167H78ZM78 169H77V170H78ZM88 169H89V168H88ZM117 169H116V170H117ZM121 169H122V168H121ZM121 169H120V170H121ZM132 169H133V170H132ZM167 169H166V171L164 170V171H165L164 173H166L167 171H169V170H167ZM83 170H84V169H83ZM120 170H118V171H120ZM137 170L140 171V172H137ZM71 171H73V170H71ZM88 171H89V172H88ZM122 171H123V169H122ZM158 171H159V172H158ZM162 171H163V170H162ZM62 172H63V171H62ZM62 172H60L58 175L60 176ZM79 172H80V171H79ZM63 173H64V172H63ZM80 173H81V172H80ZM80 173H79V174H80ZM99 173H101L102 175L99 174ZM116 173H118V172L116 171ZM137 173H138V174L140 173V175L138 176ZM145 173H143V174H145ZM162 173H163V172H162ZM73 174H74V173H73ZM76 174H77V173H76ZM95 174H97V176H98V174H99L100 176L97 177V176H95ZM118 174H119V173H118ZM118 174H117V175H118ZM125 174H124V176H125ZM147 174H146V175H147ZM82 175H83V174L81 173V175H79V176H82ZM88 175H87V176H88ZM115 175H116V174H115ZM115 175H114V176H115ZM119 175H120V174H119ZM162 175H163V174H162ZM162 175H161V176H162ZM224 175H225V174H222V175H221V174H218L217 176L220 177V178H224V177H222V176H224ZM62 176H64V175H62ZM62 176H61V177H58L60 180H64V181H63L64 183L62 182V186L60 185V188H63V186L66 185L65 183H67V182H70V184H71L72 180H74V179H76V178L79 179L78 177H75L76 175L73 176V175H70V174L68 173V177H69V176H73V177H70V178H69V179H71V181H70L68 178H66V177L64 176L65 179H68V180H69V181H68V180L66 181V180L64 179V177H63V179H62ZM66 176H67V174H66ZM87 176H86V177H87ZM91 176H88V178H89V177L91 178ZM151 176H150L151 181H149V180H150V179H149V180L147 181V183H146L145 181H142V179H144V178H143V175L141 176L142 179L140 178V181L143 182L144 184H154V183H158V184L161 185V187H160V185L156 184L157 186H156V187H153L154 189L149 190V192H152V194H153L154 191H155V192L158 191L157 193L154 192L155 195H156V194L159 195L158 193H160L161 195H162V193H163V194L165 195L166 192H169V189L171 188V185L168 187V186H166L165 184H167V185L170 184V183H166V182H167V181L170 182V181H169V178H171L172 176L169 177V178H168L167 175H166L167 178H166L165 176H164V177L162 176L163 178H166L167 181H166V180H165V181H164V180H161V179H163V178L160 177V173H159L158 177L155 176L156 178H155L154 176L151 178ZM227 176H228V175H227ZM227 176L225 175V177H226L227 179L230 178V176H228V177H227ZM74 177H75V178H74ZM117 177H118V176H117ZM144 177H146V176H144ZM147 177H148V175H147ZM159 177H160L161 179H160ZM73 178H74V179H73ZM90 178H89V179H90ZM113 178H114V177H113ZM113 178H112V179H113ZM119 178L121 179L122 177L119 176ZM157 178H159V179H157ZM114 179H115V178H114ZM114 179H113V180H114ZM123 179H124V177H123ZM147 179H148V178H147ZM147 179L145 178V180H147ZM153 179H154L155 181H157V180H158V181H157V182H153V181H154ZM156 179H157V180H156ZM227 179H226V180H227ZM81 180H80V181H79V180H76V181H77L78 183L81 182V184H83L84 181H83V183H82ZM137 180H138V179H137ZM137 180L135 179L136 182H137ZM111 181H112V180H111ZM123 181H124V180H123ZM127 181H128V180H127ZM133 181H132V182H133ZM135 181H134V182H135ZM138 181H139V180H138ZM162 181H163V182H162ZM77 182H75V180H74V183H75V184H76ZM94 182H95V183H94ZM97 182H98V184H97ZM99 182H100V184H99ZM105 182H109V181H105ZM112 182H113V181H112ZM112 182H109V183L111 184ZM150 182H153V183H150ZM161 182H162L163 184H161ZM164 182H165V184H164ZM78 183H77V184H78ZM109 183H108V184H109ZM241 183H242V182H240V185H242ZM243 183H244V182H243ZM70 184H69V185H70ZM96 184H97V186H96ZM105 184L107 185V183H105ZM105 184H103V185H104V186H103L104 189H105V186H106ZM112 184H114V183H112ZM112 184H111V185H112ZM175 184H176L175 187H180V186H179L180 183H176V182H175ZM244 184H245V185H244ZM244 184H243L242 187H240L239 189H241V188H245V187H246V188L249 187V188L251 189V187H252L251 185H248V183H244ZM71 185H73V182H72ZM79 185H80V184H79ZM79 185L77 186V188H76V187H75V188L80 190V189H81V186H80V188H78ZM154 185H155V184H154ZM164 185H165V186H164ZM246 185H247V186H246ZM66 186H67V185H66ZM66 186H65V187H66ZM87 186H86V187H83V186H82V187H83V188H87ZM113 186H114V185H112L111 187L113 188ZM162 186H163V187H162ZM250 186H251V187H250ZM67 187H68V186H67ZM157 187H158V189H156ZM172 187H174V186H172ZM236 187L238 188L237 185H236ZM72 188H74V185H73V187L71 186V187L67 188L68 190L70 189V192L67 190V191L69 192V193L67 194V195H68V196H67V197H68L67 199H69V197L71 198L72 201H74V200L76 199V201L73 202V204H72V205H74V203H76L77 200H78L77 198H79V196L76 198L74 195H76V194L78 195L79 193H80V194L83 193V195H84V193L87 194V191H83V190H86V189H82V191H75L76 189L74 190V189H72ZM107 188H108V186H107ZM112 188H111V189L109 188V189H110L109 193L111 192ZM163 188H165V189H163ZM246 188H245L244 190H245V191L247 190V193H248L249 189H246ZM101 189H102V186H101ZM114 189H115V190H114ZM162 189H163V190H162ZM172 189H173V191H171ZM172 189L170 190V192H172V193H170V192H169L170 194L167 193V194H168L167 197H169L171 194H173L174 192H176V191H174V190H176L177 188H175V189L172 188ZM179 189H180V188H179ZM183 189H184V188H183ZM183 189L181 188L182 191H183ZM201 189L203 190V187H202ZM201 189H200V190H201ZM239 189H235V190H239ZM65 190H66V188H65ZM73 190H74V191H73ZM165 190H166V191H165ZM167 190H168V191H167ZM197 190H198V189H196V191H197ZM244 190L242 189V190H239L238 192H240V191L243 192ZM251 190H252V189H251ZM251 190H250V191H251ZM61 191H62V192H65L63 189H61ZM72 191L74 192V195H72V193H73ZM90 191H91V189H88L89 194H91ZM98 191H99V190H98ZM106 191H108V189H106L105 191L102 189V191H99V193H97V192H96V193H97V194H101V193H102L101 195L98 196L99 198H100V197L102 198L103 195H105V193L103 194V192H106ZM114 191H115V193L113 194V196H114L116 193H118V190L116 191V188H113V191H112L111 193H113ZM160 191H161V192H160ZM190 191H191V194H192L193 191H192V190H190ZM190 191H188V192L186 193V191H185V189H184V192H185V193L181 192V193H182V194H181V193L179 192L180 195H182V196H179V197H178V200H179V198H183V197H184V198H183L184 201L181 200V199H180V200H181L182 202L185 203V201H187V200L190 199V198H191V199H193V197L196 198V195H194V193H193L194 196L192 195V197H190V198H186L185 196H183V195L189 196L188 193H189ZM194 191H195V190H194ZM196 191H195V192H196ZM198 191H199V190H198ZM245 191H244V194H243V195L246 194ZM94 192H95V191L92 190L93 196L96 195V194L94 195ZM232 192H233V191H232ZM232 192H231V193H232ZM235 192H237V191H235ZM235 192H234V193H235ZM238 192H237V193H238ZM58 193H59V192H58ZM119 193H121V192L119 191ZM119 193H118V196H119ZM198 193H199V192H197V195L200 194V193H199V194H198ZM234 193H233V194H234ZM63 194H64V193H63ZM147 194H148V193H146L145 195H147ZM150 194H151V193H150ZM152 194H151L150 196H152ZM154 194H153V195H154ZM187 194H188V195H187ZM228 194H230V193H228ZM69 195H70V196H69ZM83 195L81 194L82 197L80 196V200L84 198ZM107 195H108V196H110V195L107 194V193H106V195H105V196L109 199V197H108ZM111 195H112V194H111ZM148 195H149V194H148ZM155 195H154V196H155ZM157 195H156V196H157ZM161 195H160V196H161ZM175 195H176V194H175ZM177 195H178V191H177ZM177 195H176V196H177ZM237 195H239V194H237ZM241 195H242V194H241ZM241 195H240V196H241ZM71 196H72V197H71ZM105 196H104V197H105ZM113 196H110V198H111V197L113 198ZM116 196H117V195H116ZM123 196H124V198H125V195H123ZM136 196H138V195H136ZM139 196H141V195H139ZM139 196H138V197H139ZM143 196H144V194H142V196H141L142 199L144 198ZM156 196H155V197H156ZM173 196H174V195H173ZM173 196H172V197H173ZM190 196H191V195H190ZM229 196H231V194H230ZM240 196H239V197H240ZM98 197H95V198L98 199ZM106 197H105V198H102V199H104V200H108V199H106ZM114 197H115V196H114ZM120 197H121V195H120ZM138 197L133 196V198H134V199L137 198V200H138ZM141 197H140V198H141ZM145 197H147V196H145ZM235 197H236V195H235ZM239 197H237V199H238ZM58 198H61L60 200H62V199H64V195L59 194V197H58ZM73 198H74V199H73ZM86 198H88V197H86ZM101 198H100V199H101ZM131 198H132V197H131ZM133 198H132V199H133ZM140 198H139L138 201H139V202L141 201L142 203L144 202L143 205H142V204H141V205L144 206V204H146V206H144L143 208L141 207V208H142V209L146 208L147 211H148L149 208H147V206H148L147 204L150 205V203L152 202V200H153L154 198H153V197H150V198H153L151 201H149V199H150L149 196H148V200H144V201H143L142 199L140 200ZM157 198L160 199V197L158 196V197H156V199H154L153 201L155 202V201L157 200ZM163 198H164V196H161V199H160L161 201H160V200H157V201H160L159 203L161 204L162 202H164L163 200H165V201H166V200H169V202L166 201V203H165V202H164V203L167 205V207L169 206L168 208L170 209V207H171L170 205H172L171 202H170V199H165V198L163 199ZM169 198H171V197H169ZM174 198H175V196H174ZM88 199H92V196H91V197L89 196ZM97 199H95V200H96V201H99V200H100V199H99V200H97ZM132 199H130V201H131ZM144 199H145V198H144ZM146 199H147V198H146ZM162 199H163V200H162ZM176 199H177V198H176ZM185 199H186V200H185ZM84 200H86V199L84 198ZM84 200H81V202H84ZM95 200H93V201H95ZM171 200H172V199H171ZM180 200H179V202H177L176 200H173V201H175V203H176V204L178 203V205H179L180 203L182 204V202H180ZM62 201H63V200H62ZM72 201H71V203H72ZM87 201H89V200H87ZM90 201H92V200H90ZM96 201H95L94 203H97ZM100 201H102V200H100ZM135 201H136V200H135ZM135 201H134V202H135ZM138 201H137V202H138ZM148 201H149V202H148ZM173 201H172V203L174 204ZM218 201H220V199H219ZM137 202H136V203H137ZM139 202H138V203H139ZM69 203H70V200H69ZM71 203H70V204H71ZM78 203H80V202H78ZM159 203L157 202V204H159ZM164 203H163V204H164ZM59 204H60V202H59ZM61 204H62V203H61ZM85 204H87V202H86ZM85 204H84V205H85ZM88 204L92 205L93 202L88 203ZM153 204H156V202H155V203L152 202L151 207L154 206ZM157 204H156V205H157ZM160 204L158 205L159 207H157V206H156L155 208L153 207L154 210H152V208H150V211L152 210V211H154V213L156 214V213H157V211L155 212V210H157L156 208H158V212H159L160 208H161V209H163V208H167V207L165 206V204H164V205L161 204V206L163 205V206H165V207H163V206H162L163 208L160 207ZM169 204H170V205H169ZM181 204H180V205H181ZM217 204H218V203H217ZM75 205H76V204H75ZM80 205H81V204H80ZM80 205H79V206H80ZM90 205H89V206H90ZM137 205H138V204H136V206H137ZM174 205H175V204H174ZM178 205H177V206H178ZM59 206H60V205H59ZM61 206H63V205H61ZM70 206H71V205H70ZM82 206H83V205H81L80 207L76 206V207H77L76 210H77V211H78V210L81 211V209H82V211H83V210H86V207L88 208L87 205H86L85 207H83V208H82ZM139 206H140V203H139ZM172 206H173V205H172ZM71 207H72V206H71ZM148 207H150V206H148ZM174 207H176V206H173V207H172L173 210H175ZM60 208L63 209V207H60ZM60 208H59V210H61ZM79 208H81V209H79ZM84 208H85V209H84ZM71 209H73V207H72ZM137 210H139L138 207L135 208V210H134L135 213H136ZM144 210H145V209H144ZM166 210H167V209H166ZM166 210L163 209L164 212H165ZM173 210H172V211H173ZM80 211H79V212H80ZM142 211H143V210H142ZM142 211H140V212H142ZM147 211L145 210V212H144V211H143V212H144V213H148ZM150 211H149V212H150ZM168 211H169V210H168ZM168 211H166V212L168 213V215L166 214V212H165V214H166V217H167V216L169 217V219L171 218L170 216H172V214H174L173 212H175V216H176V213L178 214V212L173 211L172 213L170 212L171 215H169L170 213H169ZM73 212L75 213V210H74V209H73ZM138 212H139V211H138ZM140 212H139V213H140ZM143 212H142V213H143ZM160 212H162V210H160ZM164 212H163V213H164ZM71 213H72V210H71ZM132 214L134 215V213H130L129 215H127V216H123V217H126V218L129 217V219H131V218L134 217V216H131ZM155 214H153V215H155ZM157 214H158V213H157ZM157 214H156V215H157ZM165 214H164V215H165ZM140 215H141V214H140ZM159 215H160V214H159ZM178 215H180V217L178 216L179 218H177L178 220H179L180 218H183V217H184V216H181L182 214H180V213H179ZM136 216H137V214H136ZM138 217H139V216H137L135 220H137V219L139 220V219L142 217V215H141V217H139V218H138ZM158 217H162V216H158V215H157L156 219H157ZM166 217L164 218V216H163V217L160 219L161 222H159L158 219H157V221H158L157 223H159V224L162 223V221H163L162 219H163V218H164V221H165L166 223H168L166 220H169V219H168V217H167V218H166ZM105 218H106V217H105ZM108 218H109V217H108ZM112 218H113V217H112ZM114 218H115V217H114ZM154 218H155L154 216H151L149 222H150L151 220L154 221V220H153ZM174 218H175V217H174ZM115 219H116V218H115ZM165 219H166V220H165ZM175 219H176V218H175ZM103 220H104V219H103ZM123 220H124V218H123ZM180 220L183 221L182 219H180ZM105 221H109V220L105 219L103 222H105ZM110 221H111V220H110ZM110 221H109V222H110ZM113 221H114V220H113ZM129 221H130V220H129ZM152 221H151V222H152ZM155 221H156V220H155ZM169 221H171V219H170ZM103 222H100V223H101V224H100L99 221H97L95 224H100V225L102 226V225H104V224H102ZM109 222H108V223H109ZM179 222H180V221H179ZM106 223H107V222H106ZM153 223H155V224L157 225L156 222H153ZM166 223H163V224H166ZM91 226L93 227L94 225H91ZM95 226H96V225H95ZM97 226H98V225H97ZM157 226H160V225H157ZM163 226H164V225H163ZM98 227L100 228V226H98ZM98 227H96V231H97V234L99 235L100 232H98V230H97ZM124 227H125V226H124ZM208 227H209V226H208ZM208 227H207L205 230H207V229L209 230L210 227H209V228H208ZM89 228H90V227H89ZM89 228H88V229H89ZM94 229H95V228H94ZM94 229H93V231H94ZM136 229H137V228H136ZM136 229H135V230H136ZM198 229H199V227L196 228V230H198ZM85 230L87 231V228H86V229L83 228L82 231L85 232ZM90 230H92V228L89 229L88 231H90ZM208 230H207V231H208ZM133 231H134V230H133ZM171 231H174V230H171ZM187 231H188V230H187ZM187 231L185 230V232H187ZM209 231H210V230H209ZM137 232H138V230H137ZM137 232L134 231V233H136L137 236H138V235L140 234V233H139L140 231H139L138 233H137ZM167 232H168V233H167ZM167 232H165V233L170 234V235L172 236V234H171L172 232H171V233H169V231H167ZM175 232H176V231H175ZM175 232L173 233L174 235H178V234L180 233L179 231H177L176 233H175ZM178 232H179V233H178ZM185 232H184L183 230L181 231V234L179 235L180 238H179V237H175V236L173 235V236H174V240H173V239L171 238V236H169V235H167V237L169 236V239H171L172 241H174V243H176L177 240H180L181 237H182V240H181L180 242H182V243L184 242V243H185V242H187L188 240H191V237H188V236H189V235H188V236H187V239H188V238H190V239H188V240L186 239L187 241H185V238H186V235L184 236ZM141 233H142V232H141ZM177 233H178V234H177ZM136 234H135V236H136ZM142 234H143V233H142ZM163 234H164V233H163ZM182 234H183V235H182ZM140 236H141V235H140ZM165 236H166V234H165ZM173 236H172V237H173ZM183 236H184V238H183ZM196 236L198 237V235H196ZM196 236L194 235V238H196ZM142 238H143V237H142ZM177 238H178V239H177ZM115 239L117 240V238H114V242H115ZM139 239H140V238H139ZM175 239H177V240H175ZM183 239H184V240H183ZM140 240H141V241H142V240H143V241H144V240L147 241L146 238H144V239H140ZM148 240H149V239H148ZM151 240H154V239H150V242L147 241V242H149V243H148V246H150V247L146 246V244H145L146 241H145V242L142 241V243H144V244L142 245V249H141V250L138 248V246H135V245H133V246H135L136 249H138V251H140V252L143 250V247H146V249H147V247H148V248H150V249L152 250V248H151V244H152L153 246H155V245L158 243L159 240L157 241L156 238H155L156 241H154V242L151 241ZM111 241H113V240H110L109 243H110ZM161 241H162V240H161ZM175 241H176V242H175ZM74 242H75V241H74ZM139 242H140V241L138 240L137 243L140 244L139 246H141V242H140V243H139ZM147 242H146V243H147ZM151 242H152V243H151ZM169 242L171 243V241H169ZM180 242H177V244H179ZM111 243H113V242H111ZM150 243H151V244H150ZM154 243H156V244L154 245ZM160 243H161V244H160ZM162 243H164L165 245H164V244L162 245ZM75 244H78V242H76ZM75 244H74V245H75ZM138 244H137V245H138ZM172 244H173V243H172ZM180 244H181V243H180ZM107 245H108V244H107ZM121 245H123V244H121ZM158 245H159V246H158ZM158 245H156L157 247H159V250H158V248L156 249L157 252H158V251H161V252H158V253H161V254L164 253V252H162V249H164V248L167 246V241H166V240H163L162 242H159ZM160 245H162L161 250H160ZM175 245H176V244H175ZM76 246H77V245H75V247H76ZM79 246H81L80 243H79V245H78L77 247H79ZM123 246H124V245H123ZM153 246H152V247H153ZM163 246H164V248H163ZM77 247H76V248H77ZM135 247H134V249H135ZM100 248H101V247H100ZM125 248H126V249H125ZM155 248H156V247H155ZM166 248H167V247H166ZM77 249H78V248H77ZM77 249H76V250H77ZM132 249H133V248H132ZM132 249H128V251H127V247H124V251L122 250L123 253H122V252H121V253L119 252V254H118L116 257H114V258L116 259L118 256H120L119 258H120L121 260H123V261H120L122 264L125 262V260H126V262H125L126 264H130L131 262H133V263H131V264H138V262H137V261H139L138 259H140V261L142 262V259H143L145 256H146L145 259L148 258L147 255H145V256L143 255V254H144L143 252H145V251H142L143 254H142V253L140 254V255H143L144 257H140V258H139V257H136V256L132 257L133 255H131L130 253H131V252H132V253L135 252V251H131ZM136 249H135V250H136ZM144 249H145V248H144ZM125 250H126V251H125ZM129 250H130V253H129ZM167 250H168V248H167ZM147 251L150 252L149 249H147L146 252H147ZM154 251H155V249L151 251V252L153 253L154 256H153L151 253H150L151 256H149V257H151L152 259H153L154 257L157 256V253L154 252ZM126 252H127V253H126ZM140 252H139V253H140ZM146 252H145V254H146ZM148 252H147V253H148ZM128 253H129L131 256H130ZM167 253H168V252H167ZM134 254L137 255L136 253H134ZM155 254H156V255H155ZM168 254H170V251H169ZM124 255H127L128 257L132 258V261L130 260V258L128 259L127 256L125 257ZM140 255H139V256H140ZM148 255H149V254H148ZM165 255L167 256L166 253L164 254V256H165ZM190 255H191V254H190ZM192 255L194 256L195 254L193 253ZM122 256H124L125 259H122V258H123ZM164 256H163V255H160V257L157 256V257H158V258H157L158 260H157L156 258H154L155 261H153V263H154V264H155V263H159V262H160V258H161V260H162V259H164V258L166 257V256H165V257H164ZM169 256H170V255H169ZM193 256H192V257H193ZM121 257H122V258H121ZM163 257H164V258H163ZM188 257H190V256L188 255ZM141 258H142V259H141ZM190 258H191V257H190ZM111 259H113V258H111ZM111 259H110V260H111ZM120 259H116V260H120ZM127 259H128V260H127ZM145 259H144V260H145ZM149 259H150V258H149ZM149 259H148V260H149ZM134 260H135V263H134ZM136 260H137V261H136ZM156 260H157L158 262H156ZM165 260H166V263L169 262L168 264H170V263L173 262V261L171 262L170 258H169V260H168V257H166ZM192 260H194V257H193ZM108 261H109V260H108ZM113 261H114V259H113L112 261H109L108 263H110V262L112 263ZM140 261H139V262H140ZM150 261H152V260H149V261H146V262L149 263ZM241 261H243L242 264H246V263H247V262H245V260H241ZM241 261H240V262H241ZM118 262H119V261H118ZM118 262L116 261L117 264H121V263H118ZM146 262H142V263L144 264V263H146ZM162 262H164V261H162ZM104 263H106V262H104ZM108 263H107V264H108ZM111 263H110V264H111ZM125 263H124V264H125ZM142 263H140V264H142ZM166 263H163V264H166ZM175 263H176V262H175ZM175 263H172V264H175ZM102 264H103V263H102ZM113 264H115V262H114ZM151 264H152V263H151ZM160 264H161V262H160ZM193 264H194V263H193ZM237 264H238V263H237ZM239 264H241V263H239Z\"/></svg>",
	"mask_w": 264,
	"mask_h": 264
}]
</instances>
